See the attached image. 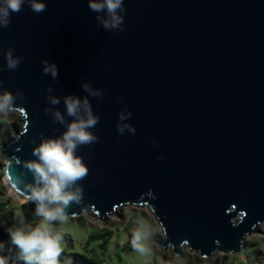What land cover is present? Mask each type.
<instances>
[{"label":"water","instance_id":"95a60500","mask_svg":"<svg viewBox=\"0 0 264 264\" xmlns=\"http://www.w3.org/2000/svg\"><path fill=\"white\" fill-rule=\"evenodd\" d=\"M44 3L39 14L25 3L0 28V91L16 95L22 123L0 146L5 190L27 202L16 177L34 182L23 162L66 130L72 96L99 121L97 140L76 149L88 174L71 218L145 205L177 259L181 249L237 255L247 236H264V0H124L123 31L105 29L106 12L88 0ZM10 49L22 58L15 70Z\"/></svg>","mask_w":264,"mask_h":264},{"label":"clouds","instance_id":"9594fccd","mask_svg":"<svg viewBox=\"0 0 264 264\" xmlns=\"http://www.w3.org/2000/svg\"><path fill=\"white\" fill-rule=\"evenodd\" d=\"M25 3L37 14L46 9L44 0H0V28L8 27L11 14L20 12ZM88 6L92 12H106L107 18L97 16L105 29L123 31L121 25L124 19L119 13L124 11V0H88ZM5 58L9 70H15L22 61V58L13 57L11 49L5 54ZM42 63L45 65L43 72L51 74L55 79L58 75L56 65L48 64L47 61ZM83 87L88 90L87 84ZM17 95L23 99V93ZM50 102L53 105L59 104L55 97H50ZM64 103L67 115L74 119L66 125V130L60 137L41 139L33 149V155L37 159L23 162V167L32 173L34 182L25 183L21 176L16 177L25 186L27 202L31 201L36 205L34 214L39 218L35 225H29L25 223L23 214L17 212V225L7 229L11 244L19 250L17 259L23 264H59L64 237L55 230L54 225L67 223L71 218L68 213L69 206L82 202L83 189L78 182L87 176L88 168L82 157L76 154V149L97 140L90 129L95 127L99 117L93 114L87 99L82 104L80 99L67 96ZM18 107L16 95L8 90L0 91V117L6 118L9 113L17 111ZM54 116L57 121L64 123L59 111ZM120 118L123 119V114ZM126 127L135 132L131 125ZM117 130L122 133L123 127L118 125ZM154 235L155 230L150 226L140 224L132 233L133 250L141 255H149L151 248L147 241ZM4 250L5 245L0 243V253ZM0 264H9V257L0 254Z\"/></svg>","mask_w":264,"mask_h":264},{"label":"rangeland","instance_id":"374dc122","mask_svg":"<svg viewBox=\"0 0 264 264\" xmlns=\"http://www.w3.org/2000/svg\"><path fill=\"white\" fill-rule=\"evenodd\" d=\"M21 128L18 113L12 112L6 118L0 117V146L10 142L14 138V130L19 131ZM4 164V158L0 155L2 185ZM5 194L10 200V208L14 209L13 226L17 225L18 218L15 216L17 212L23 214L26 224L35 225L39 222V218L34 214L36 205L33 202H15L6 190ZM115 215H107L103 221L98 222L90 214L83 213L70 218L65 224H55V230L61 232L63 236L68 235L72 241L70 248L63 239L61 245L63 251L85 254L105 264H264V236H261L263 235L261 232L247 236L241 252L237 255L219 253L208 260L201 259V262H198V256L187 249H181L179 259L170 249L162 251L158 244L163 238L162 232L147 206H124L116 210ZM142 223L155 230V235L147 241L151 248L149 255H141L127 246L133 231ZM259 230L263 229L260 227ZM91 236L104 238L99 237L93 241L90 239ZM5 244H11V241Z\"/></svg>","mask_w":264,"mask_h":264},{"label":"trees","instance_id":"16d2710c","mask_svg":"<svg viewBox=\"0 0 264 264\" xmlns=\"http://www.w3.org/2000/svg\"><path fill=\"white\" fill-rule=\"evenodd\" d=\"M14 209L10 208V200L6 197L5 189L0 182V243L5 245V250L2 255L9 257V264H23L22 261L17 259L18 249L12 244H5L10 241L7 229L13 226ZM64 240L67 242L68 247H72V241L68 235H64ZM99 237L104 236H91V240L96 241ZM130 241L127 242V246L130 250H133ZM103 247V246H102ZM198 262H201V258H197ZM59 264H105L96 258H92L85 254H78L73 252H64L59 258Z\"/></svg>","mask_w":264,"mask_h":264},{"label":"bare ground","instance_id":"6f19581e","mask_svg":"<svg viewBox=\"0 0 264 264\" xmlns=\"http://www.w3.org/2000/svg\"><path fill=\"white\" fill-rule=\"evenodd\" d=\"M7 192L9 193V191H8V190H7ZM9 194H10V193H9ZM10 196H11V195H10ZM11 197H12V196H11ZM12 198H13V197H12ZM13 200H14L15 202H18V201H17L16 199H14V198H13Z\"/></svg>","mask_w":264,"mask_h":264}]
</instances>
